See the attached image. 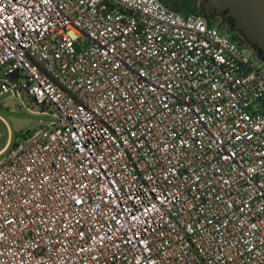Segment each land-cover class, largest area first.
<instances>
[{"label": "built area", "instance_id": "1", "mask_svg": "<svg viewBox=\"0 0 264 264\" xmlns=\"http://www.w3.org/2000/svg\"><path fill=\"white\" fill-rule=\"evenodd\" d=\"M256 58L161 0H0V88L52 118L0 160V264H264Z\"/></svg>", "mask_w": 264, "mask_h": 264}, {"label": "rangeland", "instance_id": "2", "mask_svg": "<svg viewBox=\"0 0 264 264\" xmlns=\"http://www.w3.org/2000/svg\"><path fill=\"white\" fill-rule=\"evenodd\" d=\"M210 24L214 26L220 25V19L217 16H213L209 20ZM219 33L225 37L220 32ZM87 42L82 41L80 43H73V48L78 51L80 48L86 47ZM13 76L6 80L5 82H11ZM16 82L19 86V97L11 96V92L8 89V85L2 86L0 88V160L5 157V155L12 148L16 142L17 136L28 131H35L40 126L47 124L52 118L48 114H40L41 109L38 106H34L27 99L25 94L22 92L24 85V79L21 74H19ZM46 113H50L49 109H44Z\"/></svg>", "mask_w": 264, "mask_h": 264}, {"label": "water", "instance_id": "3", "mask_svg": "<svg viewBox=\"0 0 264 264\" xmlns=\"http://www.w3.org/2000/svg\"><path fill=\"white\" fill-rule=\"evenodd\" d=\"M200 16L206 24L213 16L221 17L219 27L229 24L226 35L238 32L264 63V0H203Z\"/></svg>", "mask_w": 264, "mask_h": 264}, {"label": "trees", "instance_id": "4", "mask_svg": "<svg viewBox=\"0 0 264 264\" xmlns=\"http://www.w3.org/2000/svg\"><path fill=\"white\" fill-rule=\"evenodd\" d=\"M161 2L168 7L169 9L182 13V14H190L194 16H200V4L203 0H161ZM229 26V24H228ZM228 30V29H227ZM226 35V33L221 32ZM227 38L236 43H245L243 38L238 32H230L227 34ZM246 45H248L246 43ZM249 46V45H248ZM250 47V46H249ZM256 54V53H255Z\"/></svg>", "mask_w": 264, "mask_h": 264}, {"label": "flooded vegetation", "instance_id": "5", "mask_svg": "<svg viewBox=\"0 0 264 264\" xmlns=\"http://www.w3.org/2000/svg\"><path fill=\"white\" fill-rule=\"evenodd\" d=\"M219 19H220V21H221V17H219V16H217ZM224 27V28H223ZM219 28V30H220V32H224V33H226V31H227V29H228V24H225V26H224V24H222L220 27H218ZM246 44V43H245Z\"/></svg>", "mask_w": 264, "mask_h": 264}, {"label": "crops", "instance_id": "6", "mask_svg": "<svg viewBox=\"0 0 264 264\" xmlns=\"http://www.w3.org/2000/svg\"><path fill=\"white\" fill-rule=\"evenodd\" d=\"M1 150H3V149H0V152H1Z\"/></svg>", "mask_w": 264, "mask_h": 264}]
</instances>
